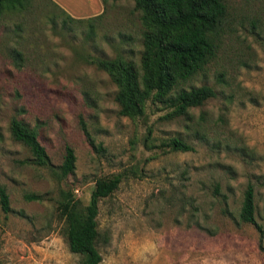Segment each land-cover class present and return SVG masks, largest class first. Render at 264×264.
Masks as SVG:
<instances>
[{
  "label": "rangeland",
  "instance_id": "374dc122",
  "mask_svg": "<svg viewBox=\"0 0 264 264\" xmlns=\"http://www.w3.org/2000/svg\"><path fill=\"white\" fill-rule=\"evenodd\" d=\"M224 1L220 48L191 80L215 96L173 118L152 100L141 116L120 114L116 85L94 63L139 62L133 0H105L91 22L69 20L48 0L0 16V186L10 206H0V264H81L59 190L87 205L95 179L114 175L119 185L97 215L100 264H264V0ZM13 118L36 129L54 166L71 146L74 172L61 178L33 164L12 137ZM173 137L193 149L171 150ZM247 184L255 223L239 217ZM30 192L47 199H25Z\"/></svg>",
  "mask_w": 264,
  "mask_h": 264
},
{
  "label": "trees",
  "instance_id": "16d2710c",
  "mask_svg": "<svg viewBox=\"0 0 264 264\" xmlns=\"http://www.w3.org/2000/svg\"><path fill=\"white\" fill-rule=\"evenodd\" d=\"M32 0H0V16L6 12L24 10ZM69 20L89 21L101 18L102 13L74 18L58 4ZM105 9V0H102ZM134 8L140 12L142 49L139 62L125 59L97 58L94 63L106 71L116 85L115 100L119 112L124 116H141L148 100L170 108L168 115L186 116L189 109L201 106L215 96L212 86L191 85L198 74L215 58L220 48V35L226 17L224 0H133ZM92 28L93 25L90 24ZM81 126L90 144L95 145L81 120ZM12 137L25 145L32 154V163L53 169L58 177L65 178L75 169L76 155L66 145L61 163L54 166L35 128L22 120L10 122ZM171 150L189 151L193 147L180 137L168 141ZM120 177H98L87 205H82L70 189L59 190L57 211L65 221V235L69 250L81 256V264H100L102 255L97 247L99 239L97 215L100 201L111 195L118 187ZM218 191V185L216 186ZM27 200L44 201L45 194L26 193ZM0 206L9 211V196L0 186ZM254 189L247 184L239 217L244 222L255 223Z\"/></svg>",
  "mask_w": 264,
  "mask_h": 264
},
{
  "label": "crops",
  "instance_id": "0c3cea01",
  "mask_svg": "<svg viewBox=\"0 0 264 264\" xmlns=\"http://www.w3.org/2000/svg\"><path fill=\"white\" fill-rule=\"evenodd\" d=\"M52 1L58 4L67 14L74 18H87L95 16L102 13V11L104 10L102 0H88V3L85 4L80 2V4L78 5L83 4L81 7L73 5L69 2V0H57L61 5H63V7L56 0ZM76 1L78 2V0H74L73 2Z\"/></svg>",
  "mask_w": 264,
  "mask_h": 264
}]
</instances>
